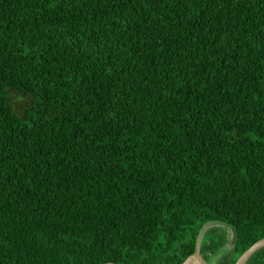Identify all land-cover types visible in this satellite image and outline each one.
Returning <instances> with one entry per match:
<instances>
[{
	"label": "trees",
	"instance_id": "16d2710c",
	"mask_svg": "<svg viewBox=\"0 0 264 264\" xmlns=\"http://www.w3.org/2000/svg\"><path fill=\"white\" fill-rule=\"evenodd\" d=\"M209 221L207 264L264 238V0H0V264H182Z\"/></svg>",
	"mask_w": 264,
	"mask_h": 264
},
{
	"label": "water",
	"instance_id": "95a60500",
	"mask_svg": "<svg viewBox=\"0 0 264 264\" xmlns=\"http://www.w3.org/2000/svg\"><path fill=\"white\" fill-rule=\"evenodd\" d=\"M214 225H224L226 226L227 224L220 222V221H209L204 223L201 228L198 231L197 234V238H196V243H195V249L194 252L192 254H190L189 256H187L184 261L182 262V264H207L204 259L201 257L200 253H199V249H200V243H201V239H202V235L204 233V231L211 226ZM228 227V226H226ZM229 229L232 230V227L229 226ZM235 238V233L232 230V239ZM264 247V238H260L259 240L255 241L254 243H252L237 259L233 264H245L246 261L248 260V258L259 248ZM103 264H116L114 262H107V263H103Z\"/></svg>",
	"mask_w": 264,
	"mask_h": 264
},
{
	"label": "rangeland",
	"instance_id": "374dc122",
	"mask_svg": "<svg viewBox=\"0 0 264 264\" xmlns=\"http://www.w3.org/2000/svg\"><path fill=\"white\" fill-rule=\"evenodd\" d=\"M227 234H228V236H229L230 232H229V231H227Z\"/></svg>",
	"mask_w": 264,
	"mask_h": 264
}]
</instances>
